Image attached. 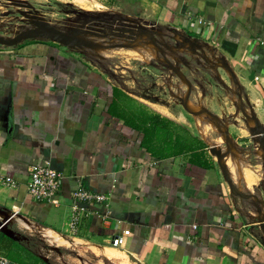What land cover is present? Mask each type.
I'll return each instance as SVG.
<instances>
[{"label":"crops","instance_id":"1","mask_svg":"<svg viewBox=\"0 0 264 264\" xmlns=\"http://www.w3.org/2000/svg\"><path fill=\"white\" fill-rule=\"evenodd\" d=\"M126 4L179 37L202 38L215 46L264 131V0ZM115 87L119 94L114 95ZM143 102L113 82L100 59H87L83 48L39 38L0 45V209L13 215L18 229L31 231L20 242L27 247L39 234L56 247L85 248L127 264H264V232L243 221V206L208 150V130L194 129L165 108ZM130 111L175 122L171 149L152 156L141 145L142 130L125 122ZM175 137L182 140L176 147ZM199 139L207 146L201 147ZM256 139L239 134L235 143L246 153L250 141L258 145ZM154 143L156 152L169 146L162 140L159 145V139ZM33 164H48L62 174L57 205L28 194ZM6 176L14 184H7ZM78 185L107 194L108 206L95 205L98 213L82 214L73 233L72 192ZM116 235L123 238L118 247L111 244Z\"/></svg>","mask_w":264,"mask_h":264},{"label":"rangeland","instance_id":"2","mask_svg":"<svg viewBox=\"0 0 264 264\" xmlns=\"http://www.w3.org/2000/svg\"><path fill=\"white\" fill-rule=\"evenodd\" d=\"M25 1L31 5L33 14L48 23L66 32L79 27L83 38L98 43L100 48L97 50L83 47L85 57L100 59L112 81L144 100L146 107H150L151 103L157 104L176 118H183L194 129L201 131L206 128L209 147L221 149L222 158L231 153L238 162V174L229 172L227 179L233 181L235 192L230 191L232 196L243 206V221L254 223L255 229L262 231L259 223L264 221V162L258 154L259 143L253 145L250 141V149L247 147L246 153L235 143L239 134H251L255 140L261 127L256 126L252 104L246 93L239 89L231 67L215 46L205 39L189 40L179 37L173 29L156 26L147 17L141 16L137 7L127 5V0H85L84 7L79 6L76 0ZM60 3H70L72 9ZM23 9L10 0H0V35L11 37L31 27L27 16L21 12ZM124 29L139 32V35L132 39V33ZM144 31L151 33L160 51L149 42V37L142 33ZM119 43L130 47H108ZM187 95L190 103L187 108L193 112L183 106ZM240 96H245L247 101H241ZM251 126L254 133L250 132ZM226 131L229 137L225 135ZM229 138L232 142L230 148ZM221 164L226 167L223 162ZM9 224L29 237L31 231L28 229H18L12 222ZM38 235L32 238L28 247L47 257L50 264H127L101 258L85 248H59L44 239L40 240ZM39 264L45 263L40 261Z\"/></svg>","mask_w":264,"mask_h":264},{"label":"water","instance_id":"3","mask_svg":"<svg viewBox=\"0 0 264 264\" xmlns=\"http://www.w3.org/2000/svg\"><path fill=\"white\" fill-rule=\"evenodd\" d=\"M10 1L14 5L24 8L21 12L27 16L31 27L24 29L22 31H19L11 37H4V36L0 35V45L11 47V46H15V45L21 43L24 40L35 39V38L48 39V40H51L53 42H56V43L61 44L65 47H68V48H83V47L94 48L95 46L98 45V43H96L94 41L83 38L81 36L83 31L79 27L73 28L72 30L67 31V32L63 31V30L55 27L54 25L48 23L47 21H45L44 19H42L38 15L33 14L30 11L31 5L28 2H26L25 0H10ZM139 30L142 31L143 28L141 26H139ZM124 31L132 33V35L130 36L132 39H135V35H139V32L133 33V31L131 29H124ZM142 33H145V35H147L149 37V39H150L149 42L154 45L155 49L157 48L159 51L161 50L160 47L158 46V44L153 41V39L151 37V33L146 32V31H144ZM111 34H113V32H111ZM102 46H105V45H102ZM116 46H118V47H130V45H127L125 43L113 44V45H110L108 47H116ZM168 64H169V62H168ZM174 71L177 72V70H175V69H174ZM185 81L189 82V81H187L186 78H185ZM189 90H190V86H189ZM187 100H188V95L185 99V102H183V106L188 111L193 112L187 108ZM204 111H206L211 116H213L207 110H204ZM255 124L257 127H260V124L257 120H255ZM250 129L253 130V127H251ZM225 135L229 137V133L227 131L225 132ZM257 140H258L259 146L261 147V149L263 151V162H264V131L263 130L259 131V133L257 135ZM231 145H232L231 138H229L228 148H230ZM208 150L212 155L216 156L218 163H219L225 177H227L226 170L223 167V165L221 164V158L223 156L221 149L216 148L215 146H210L208 148ZM227 181H228L230 191L234 193L235 191H234L232 184L230 183V181L228 179H227ZM237 194H239V193H237ZM0 215L2 216V218L0 219V232L1 233H3L5 236H7L10 239L15 240V241H22V240L28 239V237L26 235L20 234L19 232L14 230L11 226H9L10 225L9 224V219H10L9 213L4 211L3 209H0ZM259 227L264 232V221L259 223ZM40 257L42 258V260L44 262H48L47 257L42 256V255H40Z\"/></svg>","mask_w":264,"mask_h":264},{"label":"built area","instance_id":"4","mask_svg":"<svg viewBox=\"0 0 264 264\" xmlns=\"http://www.w3.org/2000/svg\"><path fill=\"white\" fill-rule=\"evenodd\" d=\"M203 23V19L199 18ZM257 79V76L255 77ZM62 174L48 164H33L29 168V175L26 182L28 194L32 199L40 202L58 204V190L61 184ZM4 181L7 184H14L10 176H6ZM95 205L108 206V195L88 190L82 185H78L72 192V214L70 218V230L75 233L83 215L98 213V209L92 210ZM91 209V210H90ZM129 229L123 230V234L128 235ZM123 243L121 235H116L111 239V244L118 247ZM0 264H15L6 255L0 253Z\"/></svg>","mask_w":264,"mask_h":264},{"label":"trees","instance_id":"5","mask_svg":"<svg viewBox=\"0 0 264 264\" xmlns=\"http://www.w3.org/2000/svg\"><path fill=\"white\" fill-rule=\"evenodd\" d=\"M61 5L65 6L68 9H72V5L70 3H60ZM114 95L119 94L120 89L114 88ZM116 100L113 99V102L110 105L111 111L116 107ZM124 119L125 122L131 125L134 128H140L143 133V138L141 140V145L152 155L155 154L162 155L165 153V150L171 149L173 145H171L172 141V130L170 128L171 125H174L175 122L172 120L161 117L159 114L155 113H148L147 115L136 114L134 111H130L127 113ZM155 139L161 140L165 144L166 142L169 143L168 147L163 148L162 152H156V144L154 143ZM199 145L201 147H206L207 145L198 140ZM177 143V144H176ZM182 144V140L174 139L175 147ZM189 145V144H187ZM192 145L187 146V148L191 149ZM159 148L160 146L157 145ZM197 148V147H196ZM0 250L4 252V254L16 264H35L37 262L43 261L40 255L33 250L29 249L25 245H23L20 241H15L10 239L9 237L5 236L3 233L0 232ZM16 261H19L17 263ZM44 262V261H43ZM46 264H50L49 262H44Z\"/></svg>","mask_w":264,"mask_h":264},{"label":"bare ground","instance_id":"6","mask_svg":"<svg viewBox=\"0 0 264 264\" xmlns=\"http://www.w3.org/2000/svg\"><path fill=\"white\" fill-rule=\"evenodd\" d=\"M152 44V43H151ZM153 45V44H152ZM100 48V45L98 44L97 46H95L93 49L94 50H97V49H99ZM154 53H155V51H154ZM155 56H156V54H155ZM187 105L188 106H190V103L187 101ZM258 148H259V145H258ZM259 156H260V158L261 159H263V151H262V149H261V147H260V150H259ZM228 156V157H227ZM227 158H228V160H229V162H231L230 164H232V167L234 168V171H236V168H237V165L238 164H236L237 162L234 160V158H233V155L230 153V154H227L226 156H224L223 158H221V162H223L224 164H225V166H226V168H227V170L230 172V170H229V167H228V162H227ZM260 159V160H261ZM231 166V165H230ZM233 172V171H232ZM234 173V172H233ZM238 174V173H237ZM13 216V215H12ZM12 216L10 215V219H9V223H11V219H12ZM97 249V248H96ZM98 250V249H97ZM95 250L97 253L98 252H104V250H102V251H100V250ZM99 254V253H98Z\"/></svg>","mask_w":264,"mask_h":264},{"label":"flooded vegetation","instance_id":"7","mask_svg":"<svg viewBox=\"0 0 264 264\" xmlns=\"http://www.w3.org/2000/svg\"><path fill=\"white\" fill-rule=\"evenodd\" d=\"M28 240V239H27ZM27 240H24V241H27ZM28 247V246H27ZM29 248V247H28ZM30 249V248H29Z\"/></svg>","mask_w":264,"mask_h":264}]
</instances>
